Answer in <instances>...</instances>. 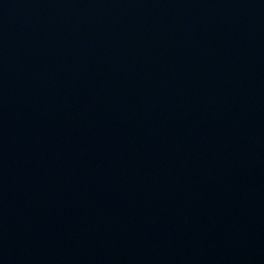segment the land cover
Returning a JSON list of instances; mask_svg holds the SVG:
<instances>
[{"label": "water", "instance_id": "water-1", "mask_svg": "<svg viewBox=\"0 0 264 264\" xmlns=\"http://www.w3.org/2000/svg\"><path fill=\"white\" fill-rule=\"evenodd\" d=\"M0 264H264V0H0Z\"/></svg>", "mask_w": 264, "mask_h": 264}]
</instances>
